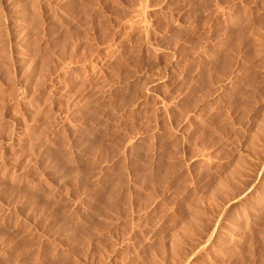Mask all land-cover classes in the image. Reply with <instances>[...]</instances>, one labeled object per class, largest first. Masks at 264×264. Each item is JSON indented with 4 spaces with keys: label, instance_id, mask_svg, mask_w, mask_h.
Returning <instances> with one entry per match:
<instances>
[{
    "label": "rangeland",
    "instance_id": "obj_1",
    "mask_svg": "<svg viewBox=\"0 0 264 264\" xmlns=\"http://www.w3.org/2000/svg\"><path fill=\"white\" fill-rule=\"evenodd\" d=\"M0 264H264V0H0Z\"/></svg>",
    "mask_w": 264,
    "mask_h": 264
},
{
    "label": "bare ground",
    "instance_id": "obj_2",
    "mask_svg": "<svg viewBox=\"0 0 264 264\" xmlns=\"http://www.w3.org/2000/svg\"><path fill=\"white\" fill-rule=\"evenodd\" d=\"M141 9H142V8H141ZM260 36H261V35H260ZM253 41H254V40H253ZM150 46H151V45H150ZM252 47H253V46H252ZM152 48H153V47H152ZM153 49H154V48H153ZM157 51H158V50H157ZM226 177L228 178V176H226ZM224 180H225V179H224ZM220 181H221V180H220ZM220 181H219V182H220ZM254 181H255V180H254ZM222 182H224V181H222ZM217 183H218V182H217ZM219 184H220V183H219ZM217 186H218V185H217ZM246 186H247V185H246ZM248 187H249V186H248ZM216 188H217V187H216ZM218 189H219V188H218ZM245 192H246V191H245ZM244 194H245V193H241L239 196L241 197V196H243ZM240 197H239V198H240ZM196 206H197V205H196ZM214 212H215V211H214ZM205 213H206V212H205ZM222 213H223V212H222ZM214 226H215V225H214ZM217 226H218V225H217ZM217 228H218V227H217ZM208 236H209V237H208ZM208 236H207L208 238L206 239V241L210 239V235H208ZM205 245H206V244H205ZM201 246H202V245H201ZM202 247H203V246H202Z\"/></svg>",
    "mask_w": 264,
    "mask_h": 264
}]
</instances>
